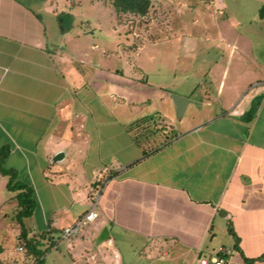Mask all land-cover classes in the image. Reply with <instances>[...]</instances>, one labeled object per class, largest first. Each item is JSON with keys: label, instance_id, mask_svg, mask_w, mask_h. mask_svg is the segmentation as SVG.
<instances>
[{"label": "crops", "instance_id": "1", "mask_svg": "<svg viewBox=\"0 0 264 264\" xmlns=\"http://www.w3.org/2000/svg\"><path fill=\"white\" fill-rule=\"evenodd\" d=\"M218 1L216 15L243 4L240 29L228 17L202 26L217 53L209 72L201 81L182 71L166 84L149 79L148 64L167 61L150 54L154 37L117 28L104 44L84 32L65 39L76 19L58 0H0V148L10 147L3 167L33 189L32 233L75 224L92 208L97 176L115 173L100 190L97 218L67 243L72 264L210 262L224 246L206 244L220 230L232 240L227 264L264 253V57L254 54L264 53V0ZM62 14L74 18L67 30ZM195 46L182 47L189 55ZM60 150L65 174L51 162Z\"/></svg>", "mask_w": 264, "mask_h": 264}, {"label": "rangeland", "instance_id": "2", "mask_svg": "<svg viewBox=\"0 0 264 264\" xmlns=\"http://www.w3.org/2000/svg\"><path fill=\"white\" fill-rule=\"evenodd\" d=\"M109 1L111 0H58L59 7L65 10V12H70L75 15L76 19L75 24H72V30H69L67 32L68 35L66 34L64 36L65 39L72 38L73 34L75 33L81 34L84 32L86 33L84 34V37H86L88 40H91L92 43L96 42L99 45L101 42L104 44V42H106L107 36H116L115 29L117 28H119V30L122 29L124 35L128 34L126 31L132 33L136 30L137 33L140 34V37H137V39L144 37H154V39H157L159 42L155 44V47H153L154 51L150 54L155 56H163L167 61L165 63L157 62L153 63L152 65L148 64L149 71L152 73L149 79L153 81L165 80L166 84H169L170 82L174 83L173 78L175 77L177 80L176 82H178L180 79V74H184V72L181 73L182 71L188 73L198 71V76L202 81L203 74L209 72L208 69L212 65V60L217 58L215 49L211 48L210 43L205 42L207 37L203 36V34H206V31H204V33L202 32V26L212 28V24L226 22L225 17H228L227 21L234 27V30H238L240 29L238 26V24L241 23L240 19L242 20L244 17L240 12L241 9H243V4H241V2L234 4L233 15H229L228 8L223 11L225 15H223L221 11L218 12L219 15H216V11L218 10L217 8L219 7L218 0H159V2L162 3L161 12H159L158 9H152V13H150V15L147 17L136 18L128 15H116L110 8ZM226 1L229 4V0ZM222 2L224 3V0ZM231 17H234V19ZM63 19L64 26L68 28L70 21L72 20H70L67 16H64ZM223 19L224 21H222ZM155 24L157 31L148 32V26L150 27ZM158 25H162V29L159 31ZM165 26L166 28H164ZM207 33L213 34L210 31ZM209 39L215 41L216 37L214 35ZM187 40L198 43V47L195 46V52L190 53L189 55L185 54L182 47ZM262 49H255L254 54L257 56V59H263L262 57H264V53ZM227 50L228 49H226V52ZM144 54L145 53H142L141 55L144 56ZM224 57H226V54H224ZM233 57L235 58L237 55L233 54ZM200 83L202 84L199 86V88L202 86H208L204 81ZM195 85L196 84L194 80L191 78L188 79L186 88L190 89ZM170 88H172V86ZM60 146L63 147L62 149L66 150L68 153V146L63 144ZM105 149L106 148H104V150ZM102 154L105 156L107 151L105 155L104 153ZM68 160L69 156L67 154L66 161L59 165L60 167H63L61 174L66 173L64 167L68 164ZM102 161L105 160L103 159ZM55 166H58V164H55ZM82 167L85 175L82 176L80 184L81 191L85 196L84 187L90 184V182L86 179L87 169H85L84 166ZM80 169L82 168L80 167ZM14 170L16 171L18 178L20 171L18 169ZM6 183L7 179L2 178L0 175V245L2 246V251L0 253V264H30L27 262L28 260L25 259L24 250L22 249L21 245H19L20 243H18L20 228L18 225L13 224L10 220L12 210L15 207V201L12 198L13 195L7 191ZM91 201H94L92 197ZM87 207L88 205L86 204L81 205V207L76 204L74 205V210L82 211L87 209ZM32 218L33 216L31 219L26 220L25 225L30 227L33 232L34 221ZM86 226L87 224H85L84 227ZM223 232L224 231L220 230L215 238H213L210 242L208 241L206 245H208L209 250H216L219 246L229 247V245L232 244L231 238L228 237L225 232V234ZM74 237L70 238L68 241L74 239ZM68 241H64L58 245L60 250L49 252L46 255L45 264H72L66 255ZM125 257L135 259L134 255L131 257V254L128 255L127 253L125 254ZM135 263L136 262L133 264ZM75 264L83 263L77 262ZM127 264H131V262H127Z\"/></svg>", "mask_w": 264, "mask_h": 264}, {"label": "trees", "instance_id": "3", "mask_svg": "<svg viewBox=\"0 0 264 264\" xmlns=\"http://www.w3.org/2000/svg\"><path fill=\"white\" fill-rule=\"evenodd\" d=\"M110 8L118 16L128 15L136 18L147 17L152 13L153 4L151 0H111ZM67 16L73 21V16L69 14H62L60 18L62 19V25L65 30L68 28L64 26L63 17ZM70 21V25L72 23ZM10 147L5 145L0 148V175L7 179L6 189L13 196L15 201V207L12 210L11 222L18 225L20 228V233L18 236V243L24 250L25 259L28 260L30 264H44L46 255L52 250L58 248L61 233L56 230L49 229L48 231H43L40 233H32V229L25 225V221L31 219L35 209V199L33 197V189L27 184L17 180V174L15 170L5 169L3 167V162L9 155ZM105 179L109 180L111 177L115 176V173H110L109 171L105 175ZM229 235L235 241L234 249L237 251L236 247L237 238L233 231L228 230ZM2 251V246L0 245V253ZM242 261L244 264H254L264 262V253L255 259H247L243 256Z\"/></svg>", "mask_w": 264, "mask_h": 264}, {"label": "built area", "instance_id": "4", "mask_svg": "<svg viewBox=\"0 0 264 264\" xmlns=\"http://www.w3.org/2000/svg\"><path fill=\"white\" fill-rule=\"evenodd\" d=\"M98 184L95 185L93 189H91V193H93V205L91 210L83 215L78 221L75 222L72 226L66 227L62 229L59 238V244L63 243L64 241H68L70 238L76 236L80 233L85 226V224L89 222H93L97 218V213L94 211L97 205V200L99 198L100 190H102L107 183L104 175L97 176ZM232 254L231 248L226 247H219L216 251V254L213 258H211L210 262L201 261V264H227V258Z\"/></svg>", "mask_w": 264, "mask_h": 264}, {"label": "water", "instance_id": "5", "mask_svg": "<svg viewBox=\"0 0 264 264\" xmlns=\"http://www.w3.org/2000/svg\"><path fill=\"white\" fill-rule=\"evenodd\" d=\"M60 26H62V21L60 20ZM65 151L64 150H60V151H57L54 156L52 157L51 159V162L52 163H61L64 161V158H65ZM218 216L223 218V219H226L227 216L225 215V212L223 210H219V213H218Z\"/></svg>", "mask_w": 264, "mask_h": 264}]
</instances>
